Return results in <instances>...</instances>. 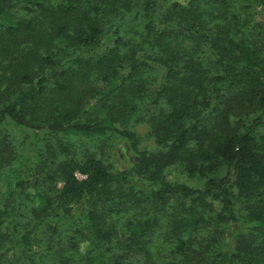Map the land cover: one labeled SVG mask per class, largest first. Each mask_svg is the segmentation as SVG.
Masks as SVG:
<instances>
[{"label": "trees", "instance_id": "1", "mask_svg": "<svg viewBox=\"0 0 264 264\" xmlns=\"http://www.w3.org/2000/svg\"><path fill=\"white\" fill-rule=\"evenodd\" d=\"M237 3L0 0V122L48 131L57 154L67 151V136L106 135L126 141L135 156L118 171L93 153L68 160L34 151L25 183L30 216L35 223L53 216L55 233L63 218L77 215L67 242L80 264H106L117 245L97 219L98 202L108 210L144 208L126 220L127 246L141 250L176 198L193 199L177 226L207 225L193 206L206 199L204 211L230 226L228 244L211 261L180 264H264V60L242 33L247 10L264 0ZM257 13L264 18L263 9ZM152 63L160 74L154 90L142 77ZM134 99L147 100L156 150L142 149L130 128ZM170 166L202 184L170 180ZM45 250L0 207L1 264H45ZM114 264L130 263L118 256Z\"/></svg>", "mask_w": 264, "mask_h": 264}, {"label": "rangeland", "instance_id": "2", "mask_svg": "<svg viewBox=\"0 0 264 264\" xmlns=\"http://www.w3.org/2000/svg\"><path fill=\"white\" fill-rule=\"evenodd\" d=\"M238 6L237 1L234 0ZM257 4V3H256ZM245 6V3H242ZM264 10V6L256 5L247 10L248 22L242 27V33L258 49L259 55L264 60V18L258 10ZM56 51L57 46L53 47ZM153 70V71H152ZM158 73H157V72ZM157 74H155V73ZM143 79L151 90L160 82V74L155 64L145 70ZM146 99H134L137 112L132 119L130 128L141 137V148L156 150L155 139L149 135L148 125L145 118ZM0 207L8 206L17 216L22 233L27 232L31 237L34 247L45 248V254L40 257L45 264H57L62 261L59 257L65 258V264H80L79 256L69 249L68 240L74 229V221L77 215L63 218L55 225V233L51 232V225H54L53 216L45 219L47 222L35 223L30 216L33 201L29 196L27 184L29 176L35 165L34 151H41L44 156L50 155L60 159H82L88 153L95 154L104 163L118 171L128 170L133 165L135 156L128 148L123 139L115 136H85L75 135L64 138L67 151L63 154L56 152V140L46 130H31L18 126L10 121L0 122ZM3 146L6 150L3 149ZM54 151V153L52 152ZM181 167L170 166L166 174L170 180L181 181L190 185H201V181L187 179ZM78 177H81L77 174ZM59 186V184H58ZM193 199H172L168 202L159 214V226L146 239L143 248L136 250L128 247L126 238L128 227L126 220L132 219L144 209L142 206L120 209L113 205L111 210L104 209L107 202H98L97 219L102 223L104 229L114 231L113 239L117 245L106 253V264H114L118 256L126 258L130 264H180L192 262L194 259H201L206 263L212 260L213 254L228 244L230 226H221L222 222H216L213 211H204L208 206L206 203L197 201L193 204L204 212L207 217V225L200 226L198 230H191L175 224L176 217L186 214V209L192 204ZM217 206V202L214 201ZM103 204V206H101ZM101 206V207H100ZM103 208V209H102ZM102 209V210H101ZM175 217H173V215ZM220 224V225H219ZM3 256V255H2ZM0 256V257H2ZM4 257V256H3ZM74 258V260H73ZM1 264V263H0Z\"/></svg>", "mask_w": 264, "mask_h": 264}]
</instances>
